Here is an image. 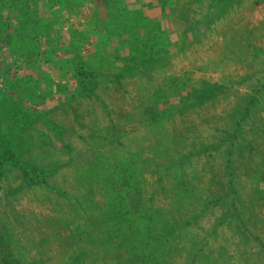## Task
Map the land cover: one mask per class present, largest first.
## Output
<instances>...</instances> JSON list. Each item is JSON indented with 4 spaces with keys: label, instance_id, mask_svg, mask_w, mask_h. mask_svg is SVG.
Segmentation results:
<instances>
[{
    "label": "rangeland",
    "instance_id": "1",
    "mask_svg": "<svg viewBox=\"0 0 264 264\" xmlns=\"http://www.w3.org/2000/svg\"><path fill=\"white\" fill-rule=\"evenodd\" d=\"M0 7V264H264V0Z\"/></svg>",
    "mask_w": 264,
    "mask_h": 264
},
{
    "label": "trees",
    "instance_id": "2",
    "mask_svg": "<svg viewBox=\"0 0 264 264\" xmlns=\"http://www.w3.org/2000/svg\"><path fill=\"white\" fill-rule=\"evenodd\" d=\"M28 5V4H27ZM1 9H2V7H0V28H1V25H2V13H1ZM26 21V20H25ZM23 23H25V22H23ZM26 25V24H25ZM24 24H23V26H25ZM21 27H22V25H21ZM10 35H11V33H10ZM246 110H248V109H246ZM10 148H7L6 150H5V153H10Z\"/></svg>",
    "mask_w": 264,
    "mask_h": 264
}]
</instances>
